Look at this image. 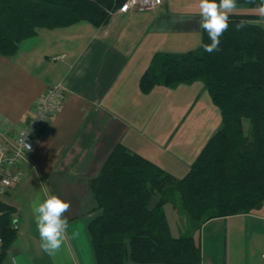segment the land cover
<instances>
[{"label":"crops","instance_id":"crops-1","mask_svg":"<svg viewBox=\"0 0 264 264\" xmlns=\"http://www.w3.org/2000/svg\"><path fill=\"white\" fill-rule=\"evenodd\" d=\"M253 10L243 12L260 14ZM260 22L264 25V18ZM200 43L199 0H159L146 12L116 10L100 27L81 21L42 28L15 55L0 54V133L13 136L49 87L62 85L65 90L62 110L34 138V149L21 165L25 178L0 196L1 203L14 207L18 228L2 264H97L89 224L101 210L91 181L120 143L176 177L188 172L221 127L220 119L204 130L202 123L195 135L200 148L194 133L187 137V146L176 116L191 95L178 98L177 93L186 94L184 84L194 82L156 85L145 93L140 78L156 54L183 53ZM42 191L71 205L65 213L69 227L63 244L52 253L40 247L31 210ZM232 218L244 223V252L237 264H264V203L252 213L215 218L204 226ZM180 230L178 226L177 235Z\"/></svg>","mask_w":264,"mask_h":264},{"label":"trees","instance_id":"trees-1","mask_svg":"<svg viewBox=\"0 0 264 264\" xmlns=\"http://www.w3.org/2000/svg\"><path fill=\"white\" fill-rule=\"evenodd\" d=\"M126 0H0V54L15 55L20 44L42 28L87 21L107 24ZM260 0H238L257 9ZM264 17L234 12L220 38L219 51L201 29V44L183 53L156 54L140 78L148 93L156 85L201 80L221 114V127L207 141L190 169L176 177L117 145L92 179L101 212L89 224L97 264H200L196 233L215 218L248 214L264 203ZM247 26L235 30V24ZM171 204L185 217L174 235L166 214ZM13 206L0 202V264L18 228Z\"/></svg>","mask_w":264,"mask_h":264},{"label":"rangeland","instance_id":"rangeland-1","mask_svg":"<svg viewBox=\"0 0 264 264\" xmlns=\"http://www.w3.org/2000/svg\"><path fill=\"white\" fill-rule=\"evenodd\" d=\"M251 10L254 11L246 5H238L235 11L243 12ZM192 46L194 48V45ZM168 48L169 49L167 50H179L178 52H182V50H184L178 48ZM194 83L191 86H187L188 84H184L183 89L185 90L183 92H185L186 94H182L181 92L177 93L178 98H186L187 96L191 95L190 100L182 104L183 106L176 116L178 120H181V124L178 125L177 128H179V131H181L180 133L183 134V143L185 142L187 146V137H190L194 133L195 140V135H198L197 132L201 128L202 123H204V128L202 130L205 129V126L207 124H213V126H216L214 123L216 120L218 121V119H220L221 124L220 110L213 103L207 91V87L201 80L197 81L195 84ZM194 96H198V101L196 102L195 106ZM206 102L210 103L213 108H210L209 104H207ZM194 120L196 122H194ZM208 120H210V122ZM178 123H180V121ZM195 141V144H197V148H200V140ZM176 151L178 153L182 152L180 151V149H176ZM184 175L185 174L181 175V177ZM165 210L171 230L173 234L177 235L178 226L183 228V225H185V217L181 214H178V210L175 209L171 204L166 205ZM196 238H199V240L201 241L203 254L202 264H237L242 261L241 255L244 252L245 234L244 223L239 218H232L226 221L221 220L215 222V224L204 226L200 232L196 233Z\"/></svg>","mask_w":264,"mask_h":264},{"label":"clouds","instance_id":"clouds-1","mask_svg":"<svg viewBox=\"0 0 264 264\" xmlns=\"http://www.w3.org/2000/svg\"><path fill=\"white\" fill-rule=\"evenodd\" d=\"M238 7V0H199L200 28L203 29L211 41L202 43L201 47L207 53L219 51L221 36L228 31L229 17ZM257 11L264 17V0H260ZM247 26V21L240 20L235 24V30L240 31ZM23 146L30 151L31 146L22 141ZM70 202L60 196L42 191L31 203L40 247L46 253L59 250L63 244L69 227L68 217Z\"/></svg>","mask_w":264,"mask_h":264},{"label":"built area","instance_id":"built-area-1","mask_svg":"<svg viewBox=\"0 0 264 264\" xmlns=\"http://www.w3.org/2000/svg\"><path fill=\"white\" fill-rule=\"evenodd\" d=\"M159 0H126L117 10L146 12L154 9ZM65 90L62 85H54L41 93L34 101L32 116L26 123L17 127L16 133L9 137L0 133V196L18 186L26 176L21 169L34 149V138L49 124L51 118L62 110ZM31 146L28 151L22 141ZM2 237L0 236V247Z\"/></svg>","mask_w":264,"mask_h":264}]
</instances>
